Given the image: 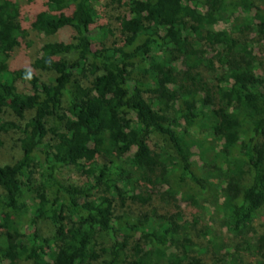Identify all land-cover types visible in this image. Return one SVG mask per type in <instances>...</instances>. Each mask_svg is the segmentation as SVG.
Returning <instances> with one entry per match:
<instances>
[{"label": "trees", "instance_id": "obj_1", "mask_svg": "<svg viewBox=\"0 0 264 264\" xmlns=\"http://www.w3.org/2000/svg\"><path fill=\"white\" fill-rule=\"evenodd\" d=\"M100 1L0 0V264H264V0H105L116 26ZM170 191L216 194L221 232Z\"/></svg>", "mask_w": 264, "mask_h": 264}, {"label": "rangeland", "instance_id": "obj_2", "mask_svg": "<svg viewBox=\"0 0 264 264\" xmlns=\"http://www.w3.org/2000/svg\"><path fill=\"white\" fill-rule=\"evenodd\" d=\"M20 6V8L24 12H28L30 9L33 8H41V4L44 0H14ZM99 5V11L103 18V22H110L113 26H116V22L112 20V17L116 15L110 7L106 8L102 5L106 3L105 0H101ZM255 3L261 4L262 0H255ZM30 10V11H31ZM238 12H234V16H237ZM228 23H219L214 27L215 30H222L228 28ZM71 39V32L70 29L63 28L59 30V32L50 37H44L43 35H39L32 30H28V36L25 39V42L29 44L28 47L22 46L21 48L16 49L11 59L9 60L10 67H20V66H27L30 65L36 57L39 55L40 47L45 42H55V41H63L68 42ZM12 120H15L14 117H6ZM19 134L14 131L10 130L7 132L0 131V165H10L13 164L20 158V151L18 148V138ZM211 138L209 137L207 141ZM197 153V151H195ZM198 159V156L194 157ZM62 181L65 182H74L79 183L81 181V177L71 168L64 169L62 174L60 175ZM171 192V191H170ZM170 197H174L176 200V204L180 207V209L184 212L185 217L187 220H190L191 217H198L199 223L196 226L197 230H200L205 225H209L211 232H221L222 222L217 219V217H212V213L215 211V205L220 202L222 199H217L216 194L207 193L202 196L192 195V192H178L175 195H171ZM255 230L260 233L264 229V208L259 213V216L256 217L254 224ZM43 231H46L45 226L40 224ZM174 230L175 232H179L178 230V222H174ZM32 228L25 226L23 227L24 233L31 232ZM191 233V232H190ZM195 234V233H193ZM223 237H228V235L223 230L222 233ZM175 247V245H174ZM208 257V256H207ZM258 258L253 259L252 257L244 258V264H257L256 260ZM260 259V258H259ZM262 260V259H261ZM264 263V260H262ZM2 264H7V261L3 262Z\"/></svg>", "mask_w": 264, "mask_h": 264}]
</instances>
